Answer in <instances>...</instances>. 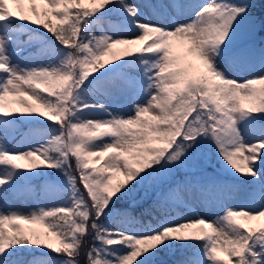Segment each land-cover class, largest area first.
<instances>
[{
	"label": "snow or ice",
	"instance_id": "obj_1",
	"mask_svg": "<svg viewBox=\"0 0 264 264\" xmlns=\"http://www.w3.org/2000/svg\"><path fill=\"white\" fill-rule=\"evenodd\" d=\"M0 205V264H264V0H0Z\"/></svg>",
	"mask_w": 264,
	"mask_h": 264
},
{
	"label": "rangeland",
	"instance_id": "obj_2",
	"mask_svg": "<svg viewBox=\"0 0 264 264\" xmlns=\"http://www.w3.org/2000/svg\"><path fill=\"white\" fill-rule=\"evenodd\" d=\"M15 7V6H13ZM24 7L26 8L27 5L25 4ZM177 51H182V49H177ZM230 74H233V73H230ZM237 78H240L242 74L240 73H236L234 74ZM119 111L122 113V114H130L127 107H124V106H121L119 108ZM22 130L24 132H28V128L25 126L22 128ZM20 163H26L25 161H18ZM122 179V177H120ZM245 197L243 195V193H236L234 194V199L231 201V203L233 204V206H238L240 205L241 203H243ZM9 205H10V210L12 211H20V212H25V213H28L30 212L31 210H34L36 209L37 207L39 206H48V202L41 199L39 201V203L36 201V200H28V201H18V202H12V201H9ZM0 207L3 208V210H9V206L7 205H0ZM24 228L26 229H36L38 231H43V229L39 226V225H27V224H24L23 225Z\"/></svg>",
	"mask_w": 264,
	"mask_h": 264
}]
</instances>
